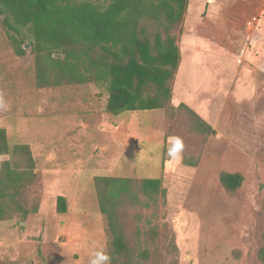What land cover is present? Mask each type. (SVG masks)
Masks as SVG:
<instances>
[{
  "label": "rangeland",
  "instance_id": "rangeland-1",
  "mask_svg": "<svg viewBox=\"0 0 264 264\" xmlns=\"http://www.w3.org/2000/svg\"><path fill=\"white\" fill-rule=\"evenodd\" d=\"M235 3L188 0L182 23L172 32L180 62L171 91L214 129L230 109L250 122L245 104L254 97L263 98L264 105V87L260 93L255 89L264 86V0L250 2L254 12L244 29L233 33L230 48L198 31ZM8 33L13 35L0 20V128L10 147L29 146L35 176L0 222V262L88 264L93 247L105 245L109 253L112 237L93 186L94 177L104 176L161 181L163 194L156 203L131 211L129 217L140 232L131 235L132 247L155 249L156 258L129 264H199V219L183 207L196 169L183 159L230 150L242 154L251 179L243 198L247 214L239 215L238 264H257V250L264 244V135L249 127L240 138L231 128L205 136L192 128V116L183 109L107 115L105 90L90 83L38 88L31 46L24 42L25 55L16 56ZM172 137L183 141L179 158L167 154ZM6 160L10 157L0 156V163ZM58 196L65 198L63 214L56 212ZM220 209L218 204L215 210ZM150 229L157 233L152 240L143 235Z\"/></svg>",
  "mask_w": 264,
  "mask_h": 264
},
{
  "label": "trees",
  "instance_id": "trees-1",
  "mask_svg": "<svg viewBox=\"0 0 264 264\" xmlns=\"http://www.w3.org/2000/svg\"><path fill=\"white\" fill-rule=\"evenodd\" d=\"M251 1L236 0L215 23H208L205 29L200 26L199 34L230 48L233 33L241 32L254 12ZM187 4L188 0H0V20L13 33H8V40L16 56L25 55L24 42L31 46L38 88L90 83L105 90L107 115L153 110L173 113L183 109L192 116V128L205 136L231 128L233 135L240 138L249 127L255 135H264V105L260 97L245 104L252 115L250 122H244L230 109L225 122L218 123L216 129L185 104L171 105L170 82L180 62L172 32L182 23ZM263 87L258 84L256 92L260 93ZM256 108L261 110L256 112ZM0 156L10 157L0 163L2 222L35 174L29 146L10 147L3 128ZM183 162L196 169L183 207L199 219V264H238L242 259L239 215L247 214L243 198L251 185L244 157L238 151H208L195 160L184 158ZM93 186L99 211L105 216L112 237L111 264L155 259V249L132 247L131 235L138 236L140 232L129 217L131 211L156 203L163 194L161 181L96 176ZM218 204L221 209L215 210ZM56 212H66L65 198L61 196L56 198ZM143 235L150 240L157 237L152 229ZM173 249L172 244L168 245L169 252ZM256 260L257 264H264V244L258 248Z\"/></svg>",
  "mask_w": 264,
  "mask_h": 264
},
{
  "label": "clouds",
  "instance_id": "clouds-1",
  "mask_svg": "<svg viewBox=\"0 0 264 264\" xmlns=\"http://www.w3.org/2000/svg\"><path fill=\"white\" fill-rule=\"evenodd\" d=\"M184 145L179 137H172L167 147V154L171 158H179ZM88 264H111V257L105 245L93 247L88 253Z\"/></svg>",
  "mask_w": 264,
  "mask_h": 264
},
{
  "label": "crops",
  "instance_id": "crops-1",
  "mask_svg": "<svg viewBox=\"0 0 264 264\" xmlns=\"http://www.w3.org/2000/svg\"><path fill=\"white\" fill-rule=\"evenodd\" d=\"M179 104H186V101H184V99L181 97V96H175L173 94V91H171V105L173 107H177ZM202 118V117H201ZM204 119V118H203ZM206 121V120H205ZM206 123L209 125V126H213L212 123L210 121H206Z\"/></svg>",
  "mask_w": 264,
  "mask_h": 264
},
{
  "label": "water",
  "instance_id": "water-1",
  "mask_svg": "<svg viewBox=\"0 0 264 264\" xmlns=\"http://www.w3.org/2000/svg\"><path fill=\"white\" fill-rule=\"evenodd\" d=\"M29 47V45H26L25 47H24V49H26V48H28ZM55 57H58L57 55H55Z\"/></svg>",
  "mask_w": 264,
  "mask_h": 264
}]
</instances>
